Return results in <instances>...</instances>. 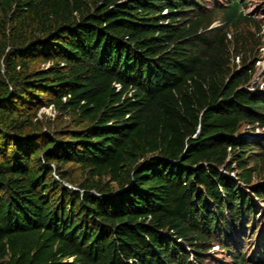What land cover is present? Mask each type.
Segmentation results:
<instances>
[{
  "label": "trees",
  "instance_id": "1",
  "mask_svg": "<svg viewBox=\"0 0 264 264\" xmlns=\"http://www.w3.org/2000/svg\"><path fill=\"white\" fill-rule=\"evenodd\" d=\"M246 1L0 0V264L264 262Z\"/></svg>",
  "mask_w": 264,
  "mask_h": 264
},
{
  "label": "rangeland",
  "instance_id": "2",
  "mask_svg": "<svg viewBox=\"0 0 264 264\" xmlns=\"http://www.w3.org/2000/svg\"><path fill=\"white\" fill-rule=\"evenodd\" d=\"M221 0H205L206 4H218V2H220ZM241 8L243 9V11L248 15V16H252L254 19H256L255 21L258 22L259 24V28L257 29L256 27L253 28L248 24V20L246 19V22H241V19L239 20V30H241V34H247L248 37L252 38L255 36L259 37V41H255L253 42V44L255 45V50H257L256 52V57H255V61H254V71L252 73V76L250 77V79L248 80V84L247 86L249 88L252 89H256V87H258V89H262L264 90V0H247L246 3L241 4ZM218 24H222L221 19L219 17H215L210 25H218ZM249 32V33H247ZM231 33V29L227 30V35H230ZM238 60V56L235 57V61ZM257 82V86H254L253 83ZM41 110L39 111L40 116H46V115H50V114H54L55 113V109H53L50 106H46V107H42L40 108ZM262 132L264 134V126H258L256 128H254L253 132L257 133V132ZM260 204L261 208L264 210V205ZM211 249H214V254L216 256V258H214L215 260V264H217L216 262H218V264H230L229 263V258L226 257V254L223 253L222 250H217L219 249V247H217L216 245H213ZM250 250H248L249 252ZM208 262V261H206ZM210 264V263H209ZM214 264V263H213ZM246 264V263H245ZM264 264V262L262 263Z\"/></svg>",
  "mask_w": 264,
  "mask_h": 264
},
{
  "label": "built area",
  "instance_id": "3",
  "mask_svg": "<svg viewBox=\"0 0 264 264\" xmlns=\"http://www.w3.org/2000/svg\"><path fill=\"white\" fill-rule=\"evenodd\" d=\"M51 107V106H50Z\"/></svg>",
  "mask_w": 264,
  "mask_h": 264
}]
</instances>
